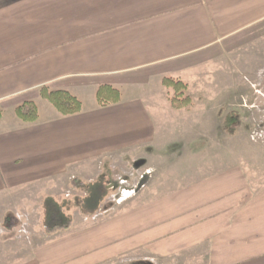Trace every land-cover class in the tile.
<instances>
[{"label":"crops","instance_id":"0c3cea01","mask_svg":"<svg viewBox=\"0 0 264 264\" xmlns=\"http://www.w3.org/2000/svg\"><path fill=\"white\" fill-rule=\"evenodd\" d=\"M256 49L264 57V0H1L0 229H26L29 212L8 210L34 195L71 219L68 228L44 231L19 264H103L136 253L164 264H264V183L240 167L113 208L130 202L135 216L115 212L92 225V206L104 200L85 205L87 194L73 214L77 223L63 208L78 192L74 180L91 188L101 176L97 162L139 151L146 158L155 145V102L140 89ZM102 85L117 89L119 101L100 105ZM42 86L94 98L88 105L79 99L82 111L73 115L49 109L41 117L38 109L33 122L16 114L5 121L6 108L41 103ZM21 92L26 97L16 99Z\"/></svg>","mask_w":264,"mask_h":264},{"label":"rangeland","instance_id":"374dc122","mask_svg":"<svg viewBox=\"0 0 264 264\" xmlns=\"http://www.w3.org/2000/svg\"><path fill=\"white\" fill-rule=\"evenodd\" d=\"M260 50L256 49L255 56L254 53L249 56L246 54L233 61L226 59L208 65L209 69L205 67L189 79L180 77L185 84L180 93H176L173 87L164 86V77L140 89L146 90L145 98L155 102L149 107L156 120L158 135L155 145L145 149L146 158L141 157L139 151L122 160L97 162L95 170L100 171L101 176L92 181V185L97 183L104 188V201L96 207L98 210L94 214L96 216H92V221L91 216L88 217V223L92 222L93 225L104 221L115 212L136 215L137 206L130 202L113 209L117 204L115 197L120 178L133 181L140 177L144 187L131 197L140 194L142 198H152L156 194H177L175 192L199 179H212L236 167H240L257 185L264 183V57L259 56ZM128 94L136 95L134 91ZM25 95L23 92L18 93L16 99ZM77 97L88 105L94 95L78 93ZM184 98L188 99L187 103L182 101ZM38 101H41L36 102L41 117L49 109L54 110L46 101ZM174 102L181 106L174 107ZM3 113L5 121L15 115L13 108H6ZM227 118L229 121H226ZM75 185L78 189L75 199L64 202L63 208L77 223L78 216L73 214L79 211L77 205L80 197L82 199L87 194L83 199L85 205L97 199H94V189L89 188L88 183L76 179ZM43 206L41 198L36 199L34 195L33 200L13 205L8 210L11 214L16 210L24 214L27 210L29 215L25 214V219L28 223L24 219L26 229H0V264H19L25 258L29 259L31 248L44 241ZM62 220L59 218V221ZM136 255L103 264H164L157 258L144 259Z\"/></svg>","mask_w":264,"mask_h":264},{"label":"trees","instance_id":"16d2710c","mask_svg":"<svg viewBox=\"0 0 264 264\" xmlns=\"http://www.w3.org/2000/svg\"><path fill=\"white\" fill-rule=\"evenodd\" d=\"M162 84L166 87H173L176 90V93H180L182 89L185 88V84L182 83V81L174 80L169 77H164L162 79ZM39 95L41 99L52 105L57 113L61 116L73 115L82 111L81 101L67 90L49 89L46 86H42L39 89ZM96 98L98 103L103 106L109 103L118 102L120 99V93L115 88L102 85L97 89ZM175 99L179 100L178 98H174V100ZM182 101L187 103L188 99L184 98ZM172 104L176 108L181 106L175 102ZM15 114L23 122H33L38 118V108L32 100L24 101L16 106ZM226 121H229V119L227 118ZM91 188L94 189V199H97V203L99 200H101L100 198L104 196V188L97 183L96 185H92ZM96 207L97 206H92V212L96 210ZM44 210L45 216L43 228L46 233L51 234L57 230L68 228L70 226L71 219L64 216L62 207L57 205L52 199H45ZM59 218H63L62 222L59 221ZM5 223L7 227H11L13 224V219L11 217H7L5 219Z\"/></svg>","mask_w":264,"mask_h":264},{"label":"built area","instance_id":"2783aa9c","mask_svg":"<svg viewBox=\"0 0 264 264\" xmlns=\"http://www.w3.org/2000/svg\"><path fill=\"white\" fill-rule=\"evenodd\" d=\"M140 177L137 180L130 181L125 178H120L119 186L117 189V195L115 197V201L117 204L121 203L122 201L128 199L132 195L136 194L137 190L144 187L143 183H140Z\"/></svg>","mask_w":264,"mask_h":264}]
</instances>
